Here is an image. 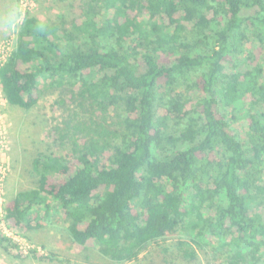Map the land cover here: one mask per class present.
Listing matches in <instances>:
<instances>
[{"label":"trees","instance_id":"1","mask_svg":"<svg viewBox=\"0 0 264 264\" xmlns=\"http://www.w3.org/2000/svg\"><path fill=\"white\" fill-rule=\"evenodd\" d=\"M63 1L79 14L26 13L0 65L9 106L71 87L79 109L59 136L69 153L33 159L8 225L56 211L71 245L113 264L151 244L163 264H264V0ZM244 108L246 148L232 129ZM0 250L20 258L1 233Z\"/></svg>","mask_w":264,"mask_h":264},{"label":"rangeland","instance_id":"2","mask_svg":"<svg viewBox=\"0 0 264 264\" xmlns=\"http://www.w3.org/2000/svg\"><path fill=\"white\" fill-rule=\"evenodd\" d=\"M26 13L36 17L42 25H47L58 23L60 18L71 21L79 11L74 3L63 0H0V63L14 49L17 29ZM260 64L264 69V54L260 58ZM70 89L45 87L40 94L38 104L28 111L9 106L5 100L0 104L6 142V150L2 153L7 165L4 183L6 200L13 196L10 195L11 192L13 194L35 187L33 159L44 154L65 157L69 153L68 140H60L59 136L65 123L72 124L69 122V119L73 118L72 114L76 111L79 113L77 102L71 97ZM87 109L85 105V110ZM245 112L244 108L237 116V123L232 126L234 133L241 139L243 148L247 147ZM55 178L59 179V177ZM50 215L51 223L27 233L12 228L7 223V228L13 231L14 236L19 240L16 242L18 248L13 252L18 253L20 258H14L0 250V264H113L103 258L94 247L89 251H81L79 247L71 245L65 230L66 225L60 214L54 211ZM174 241L175 239H167L159 245H170ZM26 243L32 247L30 251L27 250L28 253L23 252ZM33 250L44 256H53L54 261L35 260L31 254ZM159 251L158 245L151 244L140 254L138 260L125 264H163V255ZM171 264L192 263L178 259Z\"/></svg>","mask_w":264,"mask_h":264},{"label":"built area","instance_id":"3","mask_svg":"<svg viewBox=\"0 0 264 264\" xmlns=\"http://www.w3.org/2000/svg\"><path fill=\"white\" fill-rule=\"evenodd\" d=\"M23 12L25 13V7H24ZM5 59H3V61H1V63H3L5 61ZM1 63H0V65H1ZM3 100H5V99L2 95L1 88H0V104H2ZM5 150H6V142H5L4 129H3V124L1 121V115H0V230H1L0 233L3 236L11 239L12 241H14L16 243V242H19V240L14 236V232L7 228V221H6L5 207H6L7 200H6L5 192H4V183H5L6 176H7V165L5 164V162L2 158V153ZM24 246H25L23 249L24 253H28V251H30L32 248L27 243L24 244ZM17 248H18V246H17Z\"/></svg>","mask_w":264,"mask_h":264},{"label":"crops","instance_id":"4","mask_svg":"<svg viewBox=\"0 0 264 264\" xmlns=\"http://www.w3.org/2000/svg\"><path fill=\"white\" fill-rule=\"evenodd\" d=\"M16 193H17V192H16ZM16 193H13V194H12V192H11V194H10V195H13V196H14ZM13 196H12V197H13Z\"/></svg>","mask_w":264,"mask_h":264}]
</instances>
